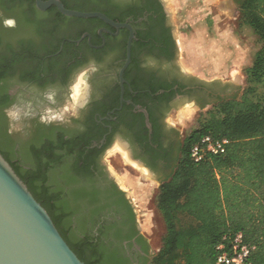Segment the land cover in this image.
I'll return each mask as SVG.
<instances>
[{"label":"flooded vegetation","instance_id":"af4514ba","mask_svg":"<svg viewBox=\"0 0 264 264\" xmlns=\"http://www.w3.org/2000/svg\"><path fill=\"white\" fill-rule=\"evenodd\" d=\"M51 1L0 0V146L11 165L31 172L39 192L63 204L66 240L91 238L94 264H149L156 253L135 182L157 183L160 193L187 155L193 128H179L181 108H197L199 117L241 88L181 66L173 13L180 0H59L111 22L65 15ZM244 2L211 4L237 15ZM81 78L87 94L77 105ZM114 155L135 190L109 168Z\"/></svg>","mask_w":264,"mask_h":264},{"label":"trees","instance_id":"16d2710c","mask_svg":"<svg viewBox=\"0 0 264 264\" xmlns=\"http://www.w3.org/2000/svg\"><path fill=\"white\" fill-rule=\"evenodd\" d=\"M241 13L261 38L262 48L248 70V86L241 96L222 101L199 115L188 137L187 155L161 186L158 207L166 235L149 264H217L218 244L223 237L238 232L256 248L251 263L264 264V0H245ZM207 135L228 139L227 152L195 163L190 157L191 148ZM0 152L12 159L1 146ZM13 168L66 240L67 230L61 228L63 204L39 192L31 172ZM182 213L197 225L178 229L177 218ZM68 239L85 264H94L96 252H91L87 243L91 238L82 243Z\"/></svg>","mask_w":264,"mask_h":264},{"label":"rangeland","instance_id":"374dc122","mask_svg":"<svg viewBox=\"0 0 264 264\" xmlns=\"http://www.w3.org/2000/svg\"><path fill=\"white\" fill-rule=\"evenodd\" d=\"M178 2V10H174L173 13L177 16L175 31L181 44L179 56L181 66L187 72L207 81L218 79L223 82H235L241 88V95L248 86V70L254 63L256 53L262 48L261 38L245 23L242 14L234 15L230 7H221V11L218 12L213 8V0ZM210 12L216 15L215 19L207 15ZM197 112V108L192 109L189 105L181 108L175 117L179 128L189 130L194 128L198 118ZM25 160L32 163L28 156H25ZM107 164L124 184L131 186L132 176L119 157L115 155L108 157ZM135 183L143 189L134 192L142 228L152 239L154 253H158L166 235V225L158 207L159 185L157 183L153 186L143 185L144 181L139 179ZM196 225L197 222L190 216L179 214L178 229L183 230Z\"/></svg>","mask_w":264,"mask_h":264},{"label":"water","instance_id":"95a60500","mask_svg":"<svg viewBox=\"0 0 264 264\" xmlns=\"http://www.w3.org/2000/svg\"><path fill=\"white\" fill-rule=\"evenodd\" d=\"M51 4L68 16L97 17L111 22L100 12L68 10L59 0L46 5ZM0 264H85L61 235L46 208L1 152Z\"/></svg>","mask_w":264,"mask_h":264},{"label":"built area","instance_id":"2783aa9c","mask_svg":"<svg viewBox=\"0 0 264 264\" xmlns=\"http://www.w3.org/2000/svg\"><path fill=\"white\" fill-rule=\"evenodd\" d=\"M229 144L230 141L226 138L207 135L192 146L190 157L195 163H202L209 156L225 155ZM255 249L254 246L246 243L245 236L241 232L225 236L216 248L217 264H253L250 258Z\"/></svg>","mask_w":264,"mask_h":264},{"label":"bare ground","instance_id":"6f19581e","mask_svg":"<svg viewBox=\"0 0 264 264\" xmlns=\"http://www.w3.org/2000/svg\"><path fill=\"white\" fill-rule=\"evenodd\" d=\"M74 90V99L77 105H82L85 101V97L87 94V86L86 84L82 81V78L80 79V81L74 86L73 88ZM23 110L21 111L20 109L15 111V117L16 118H20L22 116ZM119 150L123 153V155L126 157L127 154H125V150L124 148L121 146H119Z\"/></svg>","mask_w":264,"mask_h":264}]
</instances>
